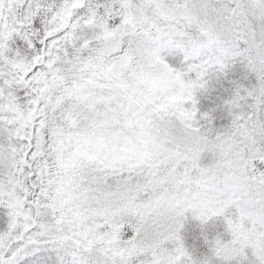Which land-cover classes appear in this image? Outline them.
<instances>
[{
    "label": "snow or ice",
    "instance_id": "1",
    "mask_svg": "<svg viewBox=\"0 0 264 264\" xmlns=\"http://www.w3.org/2000/svg\"><path fill=\"white\" fill-rule=\"evenodd\" d=\"M0 264H264V0H0Z\"/></svg>",
    "mask_w": 264,
    "mask_h": 264
}]
</instances>
